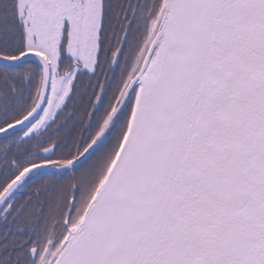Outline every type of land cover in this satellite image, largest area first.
<instances>
[{
	"label": "snow or ice",
	"instance_id": "6c2138e0",
	"mask_svg": "<svg viewBox=\"0 0 264 264\" xmlns=\"http://www.w3.org/2000/svg\"><path fill=\"white\" fill-rule=\"evenodd\" d=\"M0 264H264V0H0Z\"/></svg>",
	"mask_w": 264,
	"mask_h": 264
}]
</instances>
